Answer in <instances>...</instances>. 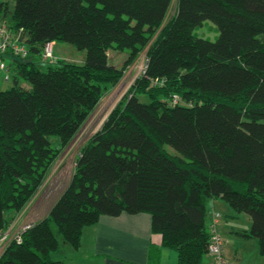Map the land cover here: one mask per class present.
Wrapping results in <instances>:
<instances>
[{"label":"trees","instance_id":"trees-1","mask_svg":"<svg viewBox=\"0 0 264 264\" xmlns=\"http://www.w3.org/2000/svg\"><path fill=\"white\" fill-rule=\"evenodd\" d=\"M171 5L15 0L11 8L0 0V20L30 46L26 57L7 56L12 85L0 87V230L147 48L145 71L80 147L68 184L9 245L5 264L60 262L57 233L78 248L85 225L124 211L149 212L179 264H204L212 198L249 214L239 233L258 239L264 256V0H177L169 17ZM207 19L218 26L214 39L194 32ZM58 40L85 49V61L59 58L44 69L33 60ZM110 50H127L122 65L110 62Z\"/></svg>","mask_w":264,"mask_h":264},{"label":"rangeland","instance_id":"rangeland-1","mask_svg":"<svg viewBox=\"0 0 264 264\" xmlns=\"http://www.w3.org/2000/svg\"><path fill=\"white\" fill-rule=\"evenodd\" d=\"M14 4L15 0H10L11 8H13ZM176 6L177 0H172V5L168 13L169 17L174 14ZM194 32H196V34L199 36L214 39L218 35L219 29L212 20L207 19L203 22V24L197 26ZM53 51L56 56L54 59H43L39 55H34L33 60L45 69L48 66L57 65V59L59 58L77 60L79 63L84 62L86 58L85 49H79L76 45L66 41H54ZM58 55L62 57H58ZM146 55L147 48L141 51L137 58L130 65H128L118 83L106 91L85 122L81 125L72 141L61 150L57 159L49 169L43 183L24 207L27 209V216L24 218L22 217L23 220H34L36 222L38 219L44 217L46 211L49 209L53 201L68 184L73 174L75 159L79 153L80 147L102 126L105 118L116 106V104L124 97L130 86L135 82L136 77L140 74L145 64L144 62L147 58ZM109 56L111 63L120 66L127 56V50H110ZM26 84L30 85L28 82H26ZM11 85L12 80L10 79L5 81L3 79V73L0 72V87L5 89L9 88ZM141 98L145 99L146 96H141ZM50 139L54 145L58 144L59 142L58 136L53 135L50 137ZM247 217L250 219L249 214L246 212H242L240 214L238 223L241 224V227L249 226L248 224L250 223V220H248ZM228 221L230 220L225 222ZM52 226L54 231L57 233L55 225L53 224ZM221 232H223L222 229ZM57 235L60 246L58 250L52 253V256L55 260L60 262L49 264L79 263L74 257L75 248L64 242L60 234L57 233ZM227 235L229 239L225 243V249L227 248V252L231 254V256L235 255L241 258L243 264H264V256L259 251L260 248L258 239L252 237H243L235 233H228Z\"/></svg>","mask_w":264,"mask_h":264},{"label":"crops","instance_id":"crops-1","mask_svg":"<svg viewBox=\"0 0 264 264\" xmlns=\"http://www.w3.org/2000/svg\"><path fill=\"white\" fill-rule=\"evenodd\" d=\"M58 57L62 56L58 55ZM74 61L77 62V60ZM48 211L49 209L45 215ZM215 211L222 214L218 229L219 231L222 229L226 242L229 239L228 233L241 235L239 231L247 230L251 225V218L248 219L247 217L250 220L249 226L241 227V224L238 223L241 213H236L230 204L222 198L208 200L207 224L213 220ZM25 216H27V209L23 218ZM151 218L149 212L128 213L124 211L115 216L101 215L97 222L83 227L80 246L74 247V257L79 262L75 264L178 263L177 251L163 246L162 234L152 231ZM227 220L230 221L225 222ZM151 245L157 248L152 255H150ZM225 256L230 264H243L241 258L235 255L231 256L227 252V248L225 249ZM204 264H212V258L207 254Z\"/></svg>","mask_w":264,"mask_h":264},{"label":"built area","instance_id":"built-area-1","mask_svg":"<svg viewBox=\"0 0 264 264\" xmlns=\"http://www.w3.org/2000/svg\"><path fill=\"white\" fill-rule=\"evenodd\" d=\"M30 46L25 39H20L16 32L12 31L5 20H0V72L3 73V79L8 81L11 79V67L8 62L7 56L12 53L19 57H26L29 55ZM41 57L43 59L56 58L53 51V41L45 43L42 48ZM142 72L145 71L147 66V59L144 62ZM164 80L154 79V84L163 83ZM179 98L174 95L171 99L172 103H177ZM26 208H23L10 222L9 224L0 230V264H5L2 259L3 256L12 242H21L23 239L24 231L34 224V220H23L24 212ZM222 219V214L219 211H215L213 220L208 224L210 232V238L207 246V255L212 258V264H230L229 260L225 256V243L226 238L218 229V225ZM179 264V263H169Z\"/></svg>","mask_w":264,"mask_h":264}]
</instances>
